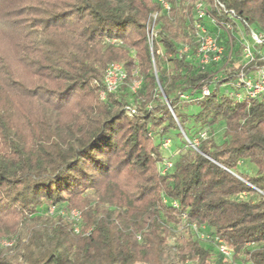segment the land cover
Returning <instances> with one entry per match:
<instances>
[{
    "label": "trees",
    "instance_id": "obj_1",
    "mask_svg": "<svg viewBox=\"0 0 264 264\" xmlns=\"http://www.w3.org/2000/svg\"><path fill=\"white\" fill-rule=\"evenodd\" d=\"M163 1L0 0V264H220L214 238L229 264H264V104L198 66L194 15L264 34V0ZM73 208L77 224L57 212Z\"/></svg>",
    "mask_w": 264,
    "mask_h": 264
},
{
    "label": "built area",
    "instance_id": "obj_2",
    "mask_svg": "<svg viewBox=\"0 0 264 264\" xmlns=\"http://www.w3.org/2000/svg\"><path fill=\"white\" fill-rule=\"evenodd\" d=\"M163 7L167 8V4L159 0ZM207 16L206 8L202 4L197 5L196 7V60L198 66L202 69L209 65L219 64L223 62V72L217 73L212 77V82L214 83L221 76L226 77L229 73L232 74L234 71L233 80L223 83L222 86L226 90V95L236 102L244 100H256L264 104V34L255 33L249 31V38H244L238 36L237 41L239 42L238 53L235 55V48H233V43L231 38L233 27L228 23L217 22L213 20V24L218 28L216 33H210L203 24V20ZM155 18V17H153ZM154 23V19H153ZM241 25L236 26L235 30L241 29ZM226 35L228 40L227 45L220 38V33ZM146 36L147 42L149 45L150 52L152 51L153 42L156 39L154 33L153 24L150 26V20L146 24ZM114 43V42H113ZM234 49V50H233ZM187 48H183L179 54L185 53ZM231 66L232 68H229ZM125 78V73L123 68L117 64L112 63L105 69L103 75V84L105 91L100 94L101 99H104L105 93H114L117 91L120 84ZM139 82H134L130 87L132 92L138 88ZM231 89L230 91H228ZM209 88H204L202 96H209ZM181 99L187 101L189 97L187 95H182ZM206 133L202 132L199 134V139H205ZM198 139L195 141L197 144ZM169 140H166L163 144V147L166 149L169 147ZM194 146V145H193ZM171 167L170 163H166L162 170L161 174L165 173ZM165 202V200H163ZM173 206H177L173 202ZM56 210L51 207L48 211L49 214H54ZM62 216H65L67 219L77 224L80 221V214L77 211H70L65 213L63 211H57ZM192 231L199 240H208L210 237L204 232V227H197L195 225L191 226ZM75 233L78 232V227L75 225ZM215 249L224 259L230 257V250L224 244V242L218 238L212 240Z\"/></svg>",
    "mask_w": 264,
    "mask_h": 264
},
{
    "label": "rangeland",
    "instance_id": "obj_3",
    "mask_svg": "<svg viewBox=\"0 0 264 264\" xmlns=\"http://www.w3.org/2000/svg\"><path fill=\"white\" fill-rule=\"evenodd\" d=\"M162 2H166V1H163L162 0ZM199 4H202L203 6H204V8H207V6H206V4L205 3H201V2H198L196 5H195V8H194V10H195V12H194V15H195V17H196V7H197V5H199ZM153 17H155V18H153ZM153 19H154V23H155V20H156V14H153V15H151V18H150V26L153 24V26L155 25L154 23H153ZM210 20V19H209ZM233 27V26H232ZM236 29V27H233V29H232V31H233V33L234 34H238V36H241V37H243L244 36V38H249V36H248V33H249V31L246 33L242 28L241 29H239V30H235ZM252 30L254 31L255 29L254 28H252ZM256 32H257V30H255ZM231 42L233 43L234 42V40L231 38ZM183 48H187V46L186 45H184L183 46ZM152 52V51H151ZM0 54H1V28H0ZM153 55V54H152ZM117 64H119L121 67H122V65L120 64V63H118L117 62ZM104 75V74H103ZM103 79V78H102ZM223 90L224 89H222L221 88V92H223ZM231 89H229L228 91H230ZM101 94V93H100ZM99 98L101 99V96L99 95ZM102 100V99H101ZM222 132H221V129L220 128H217L216 130H215V136H214V138H215V140L217 141V142H219V141H221V139H222V134H221ZM157 142V141H156ZM173 143V141H172V138H171V143H170V148H169V150H170V152L172 151V148H171V144ZM167 153H169V152H167ZM166 154V153H165ZM167 155V154H166ZM79 209H77V208H73L72 210H70V211H77V212H80V211H78ZM69 211V212H70ZM80 214V220H81V213H79ZM5 221H11V219H9V220H5ZM80 222V221H79ZM5 224H7V223H5ZM9 225V224H8ZM1 228H3V227H1ZM0 231H2V232H4L3 230H1L0 229ZM173 241L171 240V243H172ZM11 243H12V241H9L8 240V238L6 237V235H2V233H0V247H7V246H9V245H11ZM220 262L222 263V264H229V262H228V260H226V259H221L220 260ZM220 263V264H221ZM153 264H157V262H154Z\"/></svg>",
    "mask_w": 264,
    "mask_h": 264
},
{
    "label": "water",
    "instance_id": "obj_4",
    "mask_svg": "<svg viewBox=\"0 0 264 264\" xmlns=\"http://www.w3.org/2000/svg\"><path fill=\"white\" fill-rule=\"evenodd\" d=\"M192 147H194L193 145H191Z\"/></svg>",
    "mask_w": 264,
    "mask_h": 264
}]
</instances>
